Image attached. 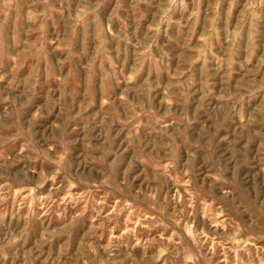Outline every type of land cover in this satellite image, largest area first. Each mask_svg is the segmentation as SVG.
<instances>
[{
    "label": "clouds",
    "instance_id": "clouds-1",
    "mask_svg": "<svg viewBox=\"0 0 264 264\" xmlns=\"http://www.w3.org/2000/svg\"><path fill=\"white\" fill-rule=\"evenodd\" d=\"M202 2L133 0L134 17L112 34L118 42L112 45V36L104 39L112 33L111 23L102 24L99 15L104 0H70L68 9L60 12L65 28L61 44L76 29L89 26L98 42L81 71H100L106 59L113 83L122 77L124 84L106 92L103 100L99 94L93 98L86 81L79 90L71 86L58 60V82L33 111L39 64L8 82L19 104L10 101L0 116V264H264V47L255 44L258 26L264 23V0H228V47L217 58L224 74L214 86L206 73L199 80L192 74L197 63L214 55L212 41L218 34L221 0L208 10L212 27H205L198 47L192 46ZM38 3L44 11L35 10ZM140 4H151L154 10L136 16ZM53 11L49 0H0V52L6 40L10 49L19 42L22 48L13 57L17 69L43 50L31 41V27L23 30L20 21L31 25ZM185 13L187 39L173 69L169 54L161 49L157 56L153 49L160 35L178 22L174 17ZM146 18L150 23L142 29ZM10 19L13 26L6 36ZM245 30L248 42L242 48ZM119 45L133 55L127 75L118 74L119 60L107 55L108 47L119 53ZM146 64L157 72V79L151 71L141 79ZM3 67L0 60V70ZM161 72H167V84L160 82ZM5 75L0 74V82ZM157 89L163 93L162 117L153 110ZM202 111L208 115L203 117ZM45 115L55 119L41 133L37 124ZM198 118L205 122L193 128L189 147L187 133ZM225 126L232 129L229 135L222 132ZM157 131L167 142L148 139ZM21 140L19 150L8 156L7 149ZM181 145L186 149L183 163ZM38 161L39 171L34 166ZM137 161L153 166L131 176L130 182ZM198 164L210 183L193 179ZM170 179L176 191L163 194ZM49 182L52 186L41 194ZM136 182L140 186L134 190ZM240 188L247 198L238 194ZM56 205H64L65 214L50 223ZM68 206L72 213H67ZM201 216L205 227L197 225Z\"/></svg>",
    "mask_w": 264,
    "mask_h": 264
},
{
    "label": "rangeland",
    "instance_id": "rangeland-1",
    "mask_svg": "<svg viewBox=\"0 0 264 264\" xmlns=\"http://www.w3.org/2000/svg\"><path fill=\"white\" fill-rule=\"evenodd\" d=\"M31 2V0H29ZM51 8L54 10L49 18L45 19L43 17H37L36 21L31 25L25 24L23 21H20V24L23 26V30H27L31 27V36L30 39L35 43L37 48L42 46V51L37 54L36 57L32 59H28L24 62L22 68L17 69L16 63L13 60V57L16 55L18 51L22 48V45L18 42L12 49L7 46V40L5 41V47L2 52H0V60L3 61V69L0 70V74H6L5 80L0 82V92L3 93L4 99L0 100V116L3 115L4 109L10 107V101H15L16 104H19L18 94L17 92L11 91L8 89V82L14 77L23 78L26 76L34 65L39 64L41 70V78L37 87V96L33 101V111H35L36 107H39V103L41 101L42 96L46 97L48 89L54 87L57 84V78L60 76V71L57 68V62L63 61L61 65L64 75L70 77L71 86L80 89L81 81L84 80L88 83V92L91 97H96L98 94L100 99L103 100L104 94L106 92H115L117 87H120L124 84L123 78L120 77L113 83L110 69L111 64L105 59L103 61L104 67L100 71H93L90 75L88 74L87 68L82 72L81 68L86 65V61L89 56L92 55L93 50L96 46L92 38V29L89 26L87 30L78 28L75 31V34L72 35L68 40H66L63 44L60 41L64 38L65 28L60 20V12L66 11L70 6V0H49ZM133 0H104L103 8L101 9L99 15L102 24L111 23L112 33H107L104 39H108L109 36H112V39L108 41L109 45L113 43H118L115 41V36L113 33H118L126 23H129L133 17L134 12L132 8ZM215 4V0H203L200 7V19L199 22H195L194 34L191 37L192 46L198 47L200 42V36L204 31L205 27L211 28V22L208 17L209 8ZM45 6L43 4H37L35 10L44 11ZM227 8H228V0H221L219 6V18L216 21V28L218 30L217 36L213 39V53L214 55H209L207 61H201L197 63L193 69L192 74L194 78L199 80L201 78V73H206L207 79L209 83L213 86L216 83L217 77L222 76L224 73L221 69L218 68L217 58L222 56L225 49L228 47L227 44ZM154 8L151 4H140L135 12V15L138 16L140 14H144L145 12H151ZM189 11H191V4L189 7ZM15 15V14H14ZM19 15H23V11L19 12ZM237 12L233 9L232 16L235 18ZM188 13L183 14V17L177 15L174 17L177 23H174L171 28L168 30L167 34L162 33L157 41V46L153 49L154 55H159L161 49L169 54L172 58V67L175 69L176 65L179 63L178 56L183 51V44L187 39L188 29L183 25L187 23ZM150 23V18H146L144 23L142 24V29ZM44 25V30L40 31V25ZM13 26V21L10 19L8 25L5 28V35L7 36L8 32L11 30ZM247 30H245V36L241 41V47L247 45L248 37L246 34ZM23 35L21 34L19 39L23 40ZM255 44L259 47H264V23L258 26V31L255 37ZM120 52H115L113 47L107 48V55L113 56L114 59H118L119 63L117 64V73H123L125 75L130 73L131 65L133 62V55L130 50H126L123 45H119ZM53 49H57L53 52ZM47 57L45 60L44 57ZM47 69L48 71H45ZM152 72V79H157V72L152 68L150 64H146L144 71L141 73V79L147 78V73ZM159 80L162 84H167L168 82V74L167 72L159 73ZM153 110L156 113V117H162L164 114V108L160 105L159 101L163 97V93L161 89H157L156 92L153 93ZM174 112L176 116H179L180 113L176 112L174 108ZM189 117L191 118L194 113L192 111V105H189L188 110ZM201 115L206 117L208 115L207 112L202 111ZM175 117H170L169 119H173ZM55 119V115L47 116L43 119H40L37 124V129L43 133L44 129L49 125L50 121ZM146 119V118H145ZM203 119L198 118L196 120V124L189 128L187 133V141L188 146L190 147L193 140V128L197 125L204 123ZM232 129L225 126L222 129L224 135H229ZM149 140H161L167 142V138H161L157 132H153L149 137ZM23 143V140L19 141L16 145L11 146L7 149V155L12 156L16 151L19 150L20 144ZM35 147L39 148L40 144L35 143ZM179 143V140L177 141ZM74 148L77 149V153L79 151V147L77 145H73ZM222 147V146H218ZM150 151V149H146V152ZM155 155V153H152ZM71 155V154H70ZM160 155H164V150L161 149ZM181 163H183L186 158V149L184 145H181V151L178 154ZM129 159L131 157H128ZM166 162V161H165ZM42 162H37L34 165L39 171ZM138 167H134L132 173L129 177L131 182V176L136 175L137 173L143 174L145 168L151 169L152 164L145 165L139 161H137ZM127 165H125L126 167ZM17 167H20L18 165ZM45 169H48L49 165H44ZM251 167V164L248 165ZM198 172L197 175L193 177L197 184H206L210 183L204 179V176L201 173H204V169L197 165ZM87 174V173H86ZM174 175L179 176V172H176ZM206 175V173H204ZM52 186L51 182L46 185L45 190H42L41 194H45L47 188ZM133 189L139 187V182L133 183ZM144 187H147L144 185ZM83 190V189H81ZM176 191V182L174 179H170L169 183L163 188V194L171 195ZM181 192H183V188L181 186ZM103 194V193H102ZM238 194L242 197H248V193L243 189H238ZM109 202H111V193H108ZM119 198V197H117ZM209 203H212V200H209ZM219 206V205H216ZM10 207V206H9ZM56 211L48 217L50 223L58 221L61 218V215L65 214V206L64 205H56ZM143 207V206H141ZM67 213H72L73 209L68 206L66 209ZM153 215L156 213L153 212ZM233 219H235L238 223H242L240 218L237 215H233ZM203 217L197 218L198 227H205L202 223ZM167 222V221H166ZM35 224V221H33ZM207 230V228H205ZM215 264V262H213Z\"/></svg>",
    "mask_w": 264,
    "mask_h": 264
}]
</instances>
